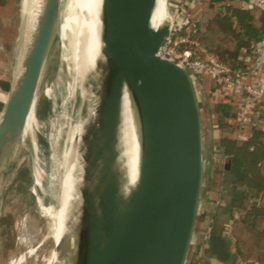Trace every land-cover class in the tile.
Masks as SVG:
<instances>
[{
    "label": "water",
    "instance_id": "1",
    "mask_svg": "<svg viewBox=\"0 0 264 264\" xmlns=\"http://www.w3.org/2000/svg\"><path fill=\"white\" fill-rule=\"evenodd\" d=\"M156 4L157 0L100 2V56L93 69L78 78L75 91L81 105L83 90L95 84L94 94L102 98L100 117L83 139L85 183L72 216L73 234L61 245L69 248L62 264L188 263L208 169L205 149L211 113L201 82L162 55L175 31L168 17L153 27ZM63 14L64 0H43L26 37L25 58L0 117V173L27 137L35 152L33 134L42 119L38 95ZM125 95L132 103L140 140L138 176L132 187L119 150ZM31 113L35 122L25 133Z\"/></svg>",
    "mask_w": 264,
    "mask_h": 264
},
{
    "label": "rangeland",
    "instance_id": "2",
    "mask_svg": "<svg viewBox=\"0 0 264 264\" xmlns=\"http://www.w3.org/2000/svg\"><path fill=\"white\" fill-rule=\"evenodd\" d=\"M166 1L168 19L174 31L177 30L174 40L178 44L172 48L171 56L173 61L178 62L185 53L192 56L189 51L177 53L182 37L186 40L185 43L188 42V36L181 37L180 31L186 29L185 33H188L192 26L188 25L189 22H184L182 10L176 2ZM42 5L43 0H1L0 117L14 79L19 74L17 71L26 37L29 35L30 23L35 20L34 17ZM67 6L68 0H64L63 15ZM163 11L165 14L164 6ZM87 31L88 37L81 53L79 52L77 69L68 42L61 34L58 36L37 100L39 108L43 110L47 104V109L45 117L38 121L37 131L33 134L36 141L35 152L30 149L27 137L26 141H21L6 163V170L0 173V264H51L56 251L55 220L52 217L60 214L62 193L64 195L70 189L78 172L74 171L75 163L71 165L72 160L69 157L74 159L72 153L76 143L72 139L97 123L99 115L98 100L92 95L91 83L83 90L81 105L79 100L76 103L78 78L92 70L94 37L90 27ZM201 31L205 32V29L201 28ZM210 40L214 44L220 43L214 35H210ZM200 51L206 58L210 55L205 49L201 48ZM212 154L214 159L215 150ZM223 170L221 168L223 175L220 173L217 182L211 165L206 170L207 177H213L215 182L214 186H207V190L205 189L187 264L210 263L206 254V243L212 216L224 198L233 195L237 203L241 200V196L234 190H231L230 195L222 193V187L228 184ZM208 203L212 206H208ZM243 207L245 210L241 213L245 215L252 206L246 201ZM262 227L264 228V224ZM228 233L242 244L237 264H264V237H258L255 232L242 227L233 229L232 226Z\"/></svg>",
    "mask_w": 264,
    "mask_h": 264
},
{
    "label": "trees",
    "instance_id": "3",
    "mask_svg": "<svg viewBox=\"0 0 264 264\" xmlns=\"http://www.w3.org/2000/svg\"><path fill=\"white\" fill-rule=\"evenodd\" d=\"M238 18L242 30L238 34L232 16L217 15L205 24V32L201 31V24L189 22L188 25L192 26V30L188 33H185L186 29L180 31L181 37L188 36V42L180 43L177 53L182 54L189 51L192 53V59L205 60L206 55L200 51L201 48L205 49L210 55L216 56L227 65L230 74L235 76L244 69L241 61L238 60L240 51L245 49L249 52L252 44L262 38L259 31L249 24L248 18L245 21ZM210 35L218 37L220 43L214 44L210 40ZM46 106L43 107L42 118L46 115ZM216 114L218 128L226 130L234 118L233 107L230 104H219ZM220 146L226 158L224 167L226 181L231 184L234 191L240 187L245 188L244 191L237 192L241 200L238 205L234 206L235 209L243 212L246 201H249L252 206L250 211H246L245 215L238 219H235L232 213L233 229L242 227L255 232L258 237H264L262 227L264 224V131L255 126L251 138L247 141L240 143L233 138L226 137L220 141ZM207 243L211 246L209 255L216 256L224 263L231 262L232 254L229 253L231 242L229 240L217 239L211 233ZM241 245L240 241L235 240L237 256L241 253Z\"/></svg>",
    "mask_w": 264,
    "mask_h": 264
},
{
    "label": "bare ground",
    "instance_id": "4",
    "mask_svg": "<svg viewBox=\"0 0 264 264\" xmlns=\"http://www.w3.org/2000/svg\"><path fill=\"white\" fill-rule=\"evenodd\" d=\"M100 2L101 0H68V6L65 9V15L63 16V23L61 27V35L64 40L68 42L69 50L72 53V60L75 61L77 69V61L79 57V52L84 47V42L86 37H88L87 29L90 27L92 36L94 37V49H93V58H92V67L97 62V59L100 56V34H101V22H100ZM166 0H157L155 12L152 18V25L154 28H158L168 17V15L163 11V6ZM42 6L38 13L35 15V20L30 23L28 31L34 26L37 18L41 13ZM36 25V24H35ZM29 33V32H28ZM64 43V42H63ZM24 44V42H23ZM22 44V45H23ZM25 58L23 54L20 58V68L22 67V62ZM18 71V73H19ZM92 95L95 99L98 100V112L100 113V106L102 98L94 94L95 84L91 83ZM100 114L98 115V119ZM33 113L29 116L25 133L32 129L34 124ZM95 123L90 129H93L96 125ZM89 130V129H88ZM88 130L84 133L76 135L72 140L74 143V159L70 157L71 165L75 163V176L74 181L72 182L70 189L63 195L60 205V214L52 217L55 220V239L56 245L61 246L66 235L69 237L72 236L74 230V211L75 205L79 195V188L85 183V168L86 165L83 162V156L86 149L82 150L83 139L88 137ZM91 137V136H90ZM119 150L121 153V163L126 175L128 187L134 186L137 181L138 176V164L140 157V140L137 133V122L134 114V109L132 103L128 97L125 95V98L121 101L120 109V125H119ZM75 160V161H74ZM81 161V162H80ZM81 189V188H80ZM50 233V232H49ZM48 233V234H49ZM23 242V241H22ZM1 247V246H0ZM34 250V249H33ZM60 251V252H59ZM55 251L51 264H60L62 260H65L67 253L69 252L68 246H61L60 250ZM64 257L61 255L64 254ZM62 257V259H61ZM12 262V261H11ZM64 264V263H63Z\"/></svg>",
    "mask_w": 264,
    "mask_h": 264
},
{
    "label": "crops",
    "instance_id": "5",
    "mask_svg": "<svg viewBox=\"0 0 264 264\" xmlns=\"http://www.w3.org/2000/svg\"><path fill=\"white\" fill-rule=\"evenodd\" d=\"M173 1L176 2L179 5V6L178 5L176 6H178L179 9L182 10L181 11L182 19L183 18L185 19L184 22L186 21L185 22L186 24L188 22H197L201 24V28H205V24L213 20L217 15L232 16L233 23L236 26V33L238 34L242 32L241 25L238 22L239 21L238 17H240V20H244V21L246 18H248L249 24H251L255 29L259 31V34H261L262 38L264 37V16L260 12L256 10H251L248 7V5L253 0H220V1L218 0H173ZM164 7L166 10V14L168 15L166 2L164 3ZM254 43L252 44V47ZM247 53L248 51L243 49L240 51L238 55V60L241 61L244 68L246 67ZM201 85L203 87V92L207 96V100L209 104V112L211 113L210 122L212 126L210 143L208 144V147H206L205 149V165H211V168L215 172V176L213 177L214 179H216V182H217L219 180L218 179L219 176L221 174L223 175L221 168L224 169L226 159L223 153L221 156L215 155L213 159L212 152L214 150L215 144L220 143V141L226 137L233 138L239 141L240 143L245 142L249 138H251L253 127L255 126H257L260 130L264 131V98L259 106V114L258 116H256V120L254 124H252L251 126L243 130H239V129L236 130L235 128L229 129V127H227L226 130L219 129V128L217 129L218 116L216 114V108L219 104H222V103L229 104L231 94L229 92L218 91L217 90L218 87L216 83L211 80H203L201 82ZM232 122L233 121L231 120L230 124ZM211 174L212 173L210 170V175ZM213 177L211 178L210 176V178H208L205 172L203 195L205 193V189L207 190V186L208 188H210L212 185L214 186L213 182L215 181L213 180ZM221 190L223 194L230 195V192L231 190H233V188L231 184L228 183L226 186L222 187ZM244 190H245L244 187L243 188L240 187L237 189L236 193L242 192ZM235 205H238V203L233 198V195L232 197L230 196L228 198H224V200L221 202V205L217 206V211L215 215L212 216V219L210 221V228H209V231H210L209 234L212 233V235L214 234V236L217 239L219 238L222 240L226 239L231 242V245L229 247V253L232 254L231 262L224 263L216 256L209 255L211 246L209 245V243H207L206 244V254L208 255L209 260H210L209 264H237L238 262V259H237L238 256L236 255L237 249L235 247V240L233 236L230 235L231 233L230 234L228 233V231H230L233 225V220H232L233 217L235 219H238L243 215L240 212V210L235 209L234 207ZM208 206H212V205L208 203ZM201 208H202V205H201ZM232 213H233V217H232ZM234 214H236L237 216Z\"/></svg>",
    "mask_w": 264,
    "mask_h": 264
},
{
    "label": "built area",
    "instance_id": "6",
    "mask_svg": "<svg viewBox=\"0 0 264 264\" xmlns=\"http://www.w3.org/2000/svg\"><path fill=\"white\" fill-rule=\"evenodd\" d=\"M248 7L264 16V0H253ZM174 38L162 50V55L171 60L172 48L178 44ZM184 42L186 40L182 38L180 43ZM246 57V67L235 76L230 74L227 65L212 55L205 60H197L185 53L177 62L195 81L211 80L216 83L218 91L231 94L229 104L233 107L234 118L229 129L243 130L254 124L264 98V37L254 43ZM214 150L216 156L222 155L220 143L215 144Z\"/></svg>",
    "mask_w": 264,
    "mask_h": 264
}]
</instances>
